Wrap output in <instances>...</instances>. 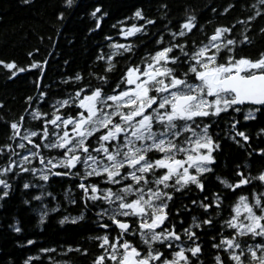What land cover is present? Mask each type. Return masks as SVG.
<instances>
[{
	"label": "snow or ice",
	"instance_id": "snow-or-ice-1",
	"mask_svg": "<svg viewBox=\"0 0 264 264\" xmlns=\"http://www.w3.org/2000/svg\"><path fill=\"white\" fill-rule=\"evenodd\" d=\"M76 7L78 0H62L55 21L63 26L66 11ZM235 8L211 12L223 16ZM243 10L209 33L211 21L201 24L195 9L173 23L167 3L159 5V21L137 7L111 25L115 38L103 36L87 74L64 72L59 81L48 79L50 61L36 58L38 48L27 53V63L0 58L8 81L34 75L22 110L14 117L0 111L6 130L0 206L20 190L21 204L38 211L39 224L57 213L60 225L97 233L88 237L93 248L64 250L90 257V264H264V49L243 54L253 45V22L264 19V0H245ZM86 14L93 21L88 32L102 31L103 5ZM158 22L161 30L152 33ZM60 35L57 29L55 39L48 37L53 47ZM149 36L153 49L138 55L136 41ZM225 139L243 153L229 175L217 172ZM57 178L70 184L64 200L82 208L79 215L59 212ZM188 193L189 203L175 207L176 195ZM197 209L200 215H191ZM8 228L25 231L19 220ZM14 246L41 255L0 251V264H44V256L59 264L56 248L27 235Z\"/></svg>",
	"mask_w": 264,
	"mask_h": 264
},
{
	"label": "trees",
	"instance_id": "trees-1",
	"mask_svg": "<svg viewBox=\"0 0 264 264\" xmlns=\"http://www.w3.org/2000/svg\"><path fill=\"white\" fill-rule=\"evenodd\" d=\"M62 0H32L31 4H24L23 0H0V58H14L20 63H27V53L38 48L37 59L48 57L50 68L48 70V79L59 81L60 74L74 71H81L84 74L90 70L93 64L97 45L103 41L104 35H113L115 32L111 28L117 20H122L125 16H131L135 8H143L145 15L155 18L159 21L162 13L159 11L161 3H167L169 6V19L175 23L185 15V10L195 9L200 23L206 21V30L210 33L217 24H230L234 19L241 18L246 14L244 12L245 0H78L79 7L66 11L67 20L63 26L55 21L54 13L60 8ZM255 0H247V3H254ZM100 3L108 15L102 20V31L96 30L95 35L88 32L93 27L92 18L86 13L93 5ZM234 3L235 10H230L229 14L216 15L211 12L212 7L222 10L228 4ZM167 23V21H164ZM264 26V19L257 18L253 22V45L244 50L245 55L255 57L258 50L264 49V38L259 35V28ZM59 29L61 35L57 46L53 47L52 42L48 40L49 36L56 37V30ZM161 30V24L158 22L150 31L156 33ZM41 37L44 39L41 40ZM71 41V43H69ZM141 46L138 49V55L142 56L145 52L154 47V41L151 36L141 38L136 41ZM51 53V56H49ZM64 60L69 64L65 65ZM127 61L121 60L118 68L123 70ZM34 75L31 73L19 74V78L8 81L0 73V101H3L5 107L2 111L8 117H14L24 107V97L33 94L34 88L32 80ZM48 81L46 80L45 83ZM5 128L0 124V138L5 133ZM235 162H243V153L234 144L227 139L222 141V150L218 157L217 172L222 175H229ZM254 168L258 165L254 163ZM217 182L214 177L209 178L208 187L215 190ZM70 188V184L57 178L53 184L55 193L64 207L59 209L61 214L76 216L83 210L76 205L68 204L64 200V191ZM75 189L72 194L75 195ZM193 193L187 195L177 194L175 197V207H182L189 203V198ZM173 207V212H175ZM21 204V191L18 190L13 197L0 206V251L14 253L17 258H23L28 255H41L35 248L29 246V251L19 250L14 246V241L27 235L37 241L38 245L56 248L57 251L53 258L59 264H90V257H84L80 253L65 252L69 245L75 247L77 244L94 247L93 242L88 237L95 236V232L81 231L69 224L60 225L58 220L61 215L49 213V218L44 224H39V213ZM89 215V213H85ZM191 215H200V211L194 210ZM191 215H185L183 218L187 223L191 222ZM224 215H227V202ZM14 220L21 221L25 231L22 234L12 232L8 225ZM207 240V237H205ZM44 264H49L47 256L43 257ZM210 259V257H209Z\"/></svg>",
	"mask_w": 264,
	"mask_h": 264
}]
</instances>
